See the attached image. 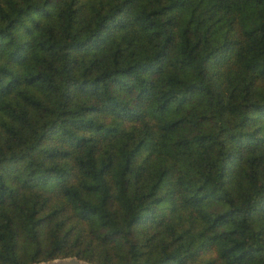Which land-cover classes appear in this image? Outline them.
<instances>
[{"label":"trees","instance_id":"1","mask_svg":"<svg viewBox=\"0 0 264 264\" xmlns=\"http://www.w3.org/2000/svg\"><path fill=\"white\" fill-rule=\"evenodd\" d=\"M72 256L264 264V0H0V264Z\"/></svg>","mask_w":264,"mask_h":264},{"label":"water","instance_id":"2","mask_svg":"<svg viewBox=\"0 0 264 264\" xmlns=\"http://www.w3.org/2000/svg\"><path fill=\"white\" fill-rule=\"evenodd\" d=\"M37 264H95V263L79 259L76 256H72V257H66V258H57L51 261L40 262Z\"/></svg>","mask_w":264,"mask_h":264},{"label":"rangeland","instance_id":"3","mask_svg":"<svg viewBox=\"0 0 264 264\" xmlns=\"http://www.w3.org/2000/svg\"><path fill=\"white\" fill-rule=\"evenodd\" d=\"M56 195H57V194H56ZM56 195L53 194L52 196H53V197H56Z\"/></svg>","mask_w":264,"mask_h":264}]
</instances>
